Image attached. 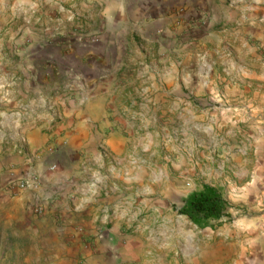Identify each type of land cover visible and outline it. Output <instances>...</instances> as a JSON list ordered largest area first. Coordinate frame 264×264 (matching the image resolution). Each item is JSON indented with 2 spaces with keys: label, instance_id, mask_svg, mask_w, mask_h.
Listing matches in <instances>:
<instances>
[{
  "label": "rangeland",
  "instance_id": "374dc122",
  "mask_svg": "<svg viewBox=\"0 0 264 264\" xmlns=\"http://www.w3.org/2000/svg\"><path fill=\"white\" fill-rule=\"evenodd\" d=\"M28 1L0 0V154L25 149L26 126L62 125L63 109L85 102L89 85L78 82L71 51L101 41L100 33L76 35L73 21L79 30L94 24L87 13L71 14L80 0ZM199 1L172 7V33L181 46L205 29L222 36L199 51L213 61L207 83L188 79L184 51L159 59L152 44L146 53L134 39L133 63L109 71L111 104L94 133L95 158L87 170L79 159L73 171L51 170L60 183L76 176L77 195L47 215L54 203L46 208L31 194L25 210H3L0 264H63L66 256L90 264L100 248L109 256L98 264H264V0H210L214 10ZM61 6L71 16L65 22ZM250 27L260 35L245 37ZM176 65L174 81L157 89L152 69ZM50 132L62 141V132ZM32 178L38 187L28 190H39L42 179ZM86 184L98 186L91 201H83ZM205 184L223 192L230 216L199 226L178 208Z\"/></svg>",
  "mask_w": 264,
  "mask_h": 264
},
{
  "label": "crops",
  "instance_id": "0c3cea01",
  "mask_svg": "<svg viewBox=\"0 0 264 264\" xmlns=\"http://www.w3.org/2000/svg\"><path fill=\"white\" fill-rule=\"evenodd\" d=\"M131 1L80 0V9L74 8L71 13L73 16L83 14L84 17H87L85 16L87 13L90 23H94L79 30L78 27L80 26L75 25L73 21L74 28L78 33L76 35L81 37L83 31H88L89 35L100 33L101 37V41L94 47H83L80 43H76L71 51V58L75 63L73 65L80 71L78 82H87L89 85L87 97L83 104L73 108L66 106L63 109L65 115L63 121L66 124L51 127L49 122L43 119L34 125L26 126L25 149L16 151L15 148H7L5 153L0 154V214L3 210H7L9 214L16 215L21 209L25 210L28 206V200H30L28 197L30 194L35 201L45 199L46 202L40 204L45 205L46 208L50 203H54L50 209L45 210L46 215L54 210L60 211L63 208L60 205L61 200L77 195L79 187L74 190L76 176L69 181L63 179L64 183H60L62 175L52 174L51 170L58 166L62 173L73 171L77 159L81 162V171L87 170L89 162L95 158L90 159L92 151L98 145L99 136L95 137L94 133L100 134L98 130L99 121L103 113L107 112V106L111 104V100H108L111 95L109 71L122 69L133 63V59L129 55L136 43L134 39L139 41L141 47L147 51L146 53L150 52L151 49H148V46L152 44L151 47L154 49L152 56H157L159 59H163L160 56L162 52L169 55L174 51H184L189 57L184 66L188 79L191 80V83L196 80H200L202 84L207 83L208 71L211 69L213 61L208 62L206 57L201 58L199 51L203 50L202 47L222 41V36L211 32V29H205L191 37V44L181 46V44L175 43L176 39L172 33L174 17L171 12L172 7L175 4L186 3L193 9L197 0H135L133 4ZM28 2L33 4V1L29 0ZM199 2L214 10L210 0H200ZM60 10L62 11L63 22L66 18L71 19L69 14L66 15L64 6H61ZM86 23L88 24V21ZM249 30L248 33L243 31L245 37H258L260 35L255 27H250ZM69 31L71 30H64L67 33ZM159 31H163L165 37L157 36ZM239 35L238 30L236 35H233L232 41L236 43ZM204 53L207 54V51ZM184 61L186 62V60ZM177 66H174L173 69L170 68L167 72L152 69L150 75L157 89L170 85L174 81L176 77L175 67L178 70ZM20 103L23 104L22 101ZM58 103L60 104L61 101ZM55 129L63 133L62 141L58 144L57 140H52L53 135H50L51 130L57 131ZM109 139L115 140V137L109 136ZM49 141L55 143L49 146ZM14 144L17 145L18 142L14 141ZM52 146L58 147V151L52 152ZM30 175H38L42 179L43 184L39 190H20V192L15 187L9 190L10 182L28 179ZM97 190V185L91 187L86 184L83 190L86 199L83 201H91ZM90 191L91 194L88 197L87 194ZM12 193L16 194L13 195ZM76 199H78L77 196ZM82 204L79 205L82 206ZM68 229L70 228L68 227ZM76 237L75 235L74 238L76 239ZM59 238L61 237L58 235L53 236L57 245L60 242ZM53 251L56 253L57 249ZM108 256L107 249L100 248L93 254L90 264L106 263ZM72 262V256H66L63 259V264H72Z\"/></svg>",
  "mask_w": 264,
  "mask_h": 264
},
{
  "label": "trees",
  "instance_id": "16d2710c",
  "mask_svg": "<svg viewBox=\"0 0 264 264\" xmlns=\"http://www.w3.org/2000/svg\"><path fill=\"white\" fill-rule=\"evenodd\" d=\"M231 203L216 186L205 184L202 189L192 192L178 208L180 214L186 215L199 226L211 221L229 218Z\"/></svg>",
  "mask_w": 264,
  "mask_h": 264
},
{
  "label": "built area",
  "instance_id": "2783aa9c",
  "mask_svg": "<svg viewBox=\"0 0 264 264\" xmlns=\"http://www.w3.org/2000/svg\"><path fill=\"white\" fill-rule=\"evenodd\" d=\"M39 180L38 178H32V179H19L12 181L10 184H12V188H18L19 190H28V188L32 187H38Z\"/></svg>",
  "mask_w": 264,
  "mask_h": 264
}]
</instances>
